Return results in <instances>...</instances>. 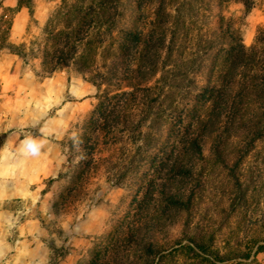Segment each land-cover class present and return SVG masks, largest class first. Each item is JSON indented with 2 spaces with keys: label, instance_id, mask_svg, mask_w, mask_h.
<instances>
[{
  "label": "trees",
  "instance_id": "1",
  "mask_svg": "<svg viewBox=\"0 0 264 264\" xmlns=\"http://www.w3.org/2000/svg\"><path fill=\"white\" fill-rule=\"evenodd\" d=\"M222 1L240 2L246 14L256 4ZM118 2L63 0L55 14L61 27H46L43 47L46 74L74 69L102 89L86 124L93 147L125 134L137 150L161 143L149 156L159 176H148L133 214L120 221L128 244H120L118 230L107 234L95 244L90 264H242L254 247V253L264 251V239L250 248L228 243L222 250L216 246L222 226L196 216L212 162L228 171L231 211L247 200L239 170L264 139V30L246 46L220 19L195 67L182 49L185 22L172 19L163 4L148 29L122 27L106 45V36L93 31L118 27ZM79 175L74 170L70 177L76 181Z\"/></svg>",
  "mask_w": 264,
  "mask_h": 264
},
{
  "label": "rangeland",
  "instance_id": "2",
  "mask_svg": "<svg viewBox=\"0 0 264 264\" xmlns=\"http://www.w3.org/2000/svg\"><path fill=\"white\" fill-rule=\"evenodd\" d=\"M62 2L63 0H0V49H7L15 58V63L0 77V103H8V97L16 95V98H13L18 101L16 117H20L21 109L22 112L31 109L33 96L39 110L38 123H29L19 128L13 125L3 127L0 129V136L7 135V154L12 157L22 139L35 136L37 131L45 126V121L50 122L48 125L53 134L49 140L56 145L60 160L59 173L56 177L45 180L46 191L55 183L54 195L50 201L52 212L57 215H71L72 224L81 220L91 208L97 207L103 214L101 230L87 237V245L76 253L72 263L90 264L95 244L100 243L107 234H114L118 230L120 244H128L123 232L124 226L122 225L123 229L119 226L120 221L133 214L134 199L141 190V185L145 186L144 182L148 176H159L158 170L155 171V168L153 172L151 168L150 157L152 151L157 154L161 143L154 144L155 146L142 144V148L137 150L136 145L129 141V135L125 134L115 141L100 140L98 145L93 147L94 140L88 133L86 124L98 103V95L102 89L74 69H58L52 74H46L43 70L45 29L49 25L61 27L55 14ZM161 4L171 14L172 19L179 17L185 22L188 35L182 49L191 54L195 67L201 63L204 41L216 30L220 19L223 28H230L242 38L246 46L252 45L258 33L264 30V22L260 21L258 24L261 16L264 19V0H256L255 7L248 14L245 13L243 5L235 1L119 0L118 12L114 15L118 27L93 33L106 36L108 45L110 36H117L122 27L134 30L148 29ZM17 23L21 24L23 40L8 42L9 34ZM59 74L63 76L62 84L56 81ZM10 79L23 80L19 83L16 94V87L10 85ZM33 79L39 82V92L32 88ZM2 80H9V83L3 85ZM203 82V76L200 75L198 83ZM7 106L6 103L0 105V124L9 117L5 113ZM229 150L232 152L234 147L230 146ZM206 168V177L199 192L201 203L196 220L211 224L215 228L222 226L216 238V246L222 250L228 243L241 245L242 248L262 244L260 240L264 239V139L255 145L240 167L241 180L247 189V200L234 212L230 209L234 188L228 171L214 162ZM74 170L80 173V178L76 181L70 177ZM22 203L19 199L11 200V212L18 209ZM24 217V214L14 212L0 219V255L11 253L5 251L3 242L18 238L16 226ZM6 222H9L10 226L4 227ZM44 225L49 234L45 238L52 240V234L57 232L55 222L48 219ZM171 236L178 237L179 230L174 228ZM68 249L63 246L54 247L50 264H57L54 257H63L68 253ZM255 249L256 247L242 264H264V251L254 253Z\"/></svg>",
  "mask_w": 264,
  "mask_h": 264
},
{
  "label": "crops",
  "instance_id": "3",
  "mask_svg": "<svg viewBox=\"0 0 264 264\" xmlns=\"http://www.w3.org/2000/svg\"><path fill=\"white\" fill-rule=\"evenodd\" d=\"M262 17L259 18L258 24L260 21L264 22ZM20 26L21 24L17 23L13 27L8 42L15 43L23 40ZM14 63L13 55L9 54L7 49H0V77L6 74ZM10 80V85L16 87L14 92L16 94L19 89L17 87L23 80ZM62 80L63 76L57 75L56 81L62 84ZM8 83L9 80L3 81V85ZM31 83L32 88H36V92H39V82L33 79ZM13 98H16V95L9 96L8 103L6 101L0 103V105L8 104V110L5 113L9 116L4 123L0 124V129L12 125L19 128L29 123H38V103H34L36 101L33 96L31 109L23 112L21 109L20 117H16L18 101ZM48 123L50 124L45 121V126L41 127L35 136L22 139L12 157H8L7 154L9 150L7 135L0 136V219L14 212L25 216L16 226L18 238L3 242L5 251L11 253L0 255V264H50L54 255L53 248L61 246L65 249L69 247L68 253L63 257L55 256L54 260L57 264H72L76 253L87 245V237L98 233L103 226V214L97 207L91 208L81 220L74 224L71 223V215H57L52 212L50 201L51 196L54 195L55 183L50 186L49 191H46L45 180L56 177L60 171V160L56 145L49 140L53 131ZM13 199H19L23 203L21 208L11 212L10 201ZM48 219H53L55 230H57L52 234V240L45 238L49 235L44 227ZM6 226H10V223L6 222L4 227Z\"/></svg>",
  "mask_w": 264,
  "mask_h": 264
}]
</instances>
